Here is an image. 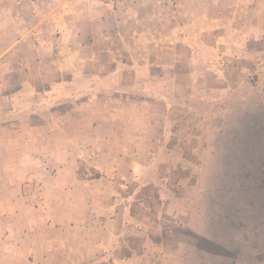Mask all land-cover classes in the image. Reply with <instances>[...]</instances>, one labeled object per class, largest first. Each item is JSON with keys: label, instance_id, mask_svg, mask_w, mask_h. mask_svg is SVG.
<instances>
[{"label": "crops", "instance_id": "obj_1", "mask_svg": "<svg viewBox=\"0 0 264 264\" xmlns=\"http://www.w3.org/2000/svg\"><path fill=\"white\" fill-rule=\"evenodd\" d=\"M263 59L264 0H0V264L141 261L199 68Z\"/></svg>", "mask_w": 264, "mask_h": 264}, {"label": "rangeland", "instance_id": "obj_2", "mask_svg": "<svg viewBox=\"0 0 264 264\" xmlns=\"http://www.w3.org/2000/svg\"><path fill=\"white\" fill-rule=\"evenodd\" d=\"M210 64L199 68L206 95L183 116L181 145L159 150L152 178L134 182L152 206L137 264H264V59Z\"/></svg>", "mask_w": 264, "mask_h": 264}]
</instances>
